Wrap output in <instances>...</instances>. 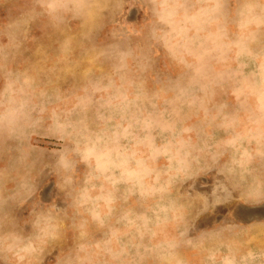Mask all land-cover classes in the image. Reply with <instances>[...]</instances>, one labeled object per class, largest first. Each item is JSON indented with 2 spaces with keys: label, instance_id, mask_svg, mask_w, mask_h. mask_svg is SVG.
I'll return each instance as SVG.
<instances>
[{
  "label": "rangeland",
  "instance_id": "obj_1",
  "mask_svg": "<svg viewBox=\"0 0 264 264\" xmlns=\"http://www.w3.org/2000/svg\"><path fill=\"white\" fill-rule=\"evenodd\" d=\"M0 264H264V0H0Z\"/></svg>",
  "mask_w": 264,
  "mask_h": 264
},
{
  "label": "water",
  "instance_id": "obj_2",
  "mask_svg": "<svg viewBox=\"0 0 264 264\" xmlns=\"http://www.w3.org/2000/svg\"><path fill=\"white\" fill-rule=\"evenodd\" d=\"M251 212V211H250ZM249 214H251V213H249Z\"/></svg>",
  "mask_w": 264,
  "mask_h": 264
}]
</instances>
